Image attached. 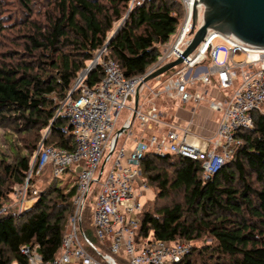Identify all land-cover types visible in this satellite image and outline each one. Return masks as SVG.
Returning a JSON list of instances; mask_svg holds the SVG:
<instances>
[{"label": "trees", "instance_id": "obj_1", "mask_svg": "<svg viewBox=\"0 0 264 264\" xmlns=\"http://www.w3.org/2000/svg\"><path fill=\"white\" fill-rule=\"evenodd\" d=\"M35 1L19 0L23 18L15 25L20 27L21 50L4 52L0 58V116L14 115L29 135L31 158L3 167L7 179L18 185L25 182L48 129L44 145L74 150L73 135L64 132L68 119L56 114L95 54L106 46L125 77L142 75L184 18L178 0H144L132 10L133 0H45V7L34 10L39 3ZM12 25L1 18L0 33L13 30ZM103 76L98 67L85 83L93 87ZM254 121L251 130L237 134L242 146L233 160L208 181L198 162L153 153L143 158V175L156 197L152 208L144 206L139 233L193 243L178 264H264V114H256ZM52 180L30 210L7 211L0 217V264H29L21 253L24 246H37L45 261L59 255L76 181L58 186V180ZM2 182L0 199L9 198ZM86 223L84 211V229ZM92 234L86 232L94 245ZM205 236L212 245L197 247Z\"/></svg>", "mask_w": 264, "mask_h": 264}, {"label": "built area", "instance_id": "obj_2", "mask_svg": "<svg viewBox=\"0 0 264 264\" xmlns=\"http://www.w3.org/2000/svg\"><path fill=\"white\" fill-rule=\"evenodd\" d=\"M143 1L133 0L129 10L142 5ZM178 1L184 8L183 21L175 37L161 47L158 60L144 74L125 77L104 46L79 74L70 94L61 102L56 117H67L64 132L73 135L75 148L69 151L44 145L48 129L25 180L24 196L29 191L33 199L41 194L29 184L46 172L55 180L69 172L77 174L76 193L59 255L45 261L37 246H24L21 253L29 264H178L192 251L193 244L180 238L164 241L140 235L145 206L141 197L150 188L141 162L148 153L189 159L201 165L204 181L212 179L231 162L242 146L237 134L251 130L255 115L264 114V48L242 45L231 35L210 30L194 53L183 58L193 40L195 2ZM203 11L202 6L199 9L201 21ZM220 52L227 54L224 63H218ZM240 55L245 60L233 62ZM181 58L183 63L175 67L170 76L154 79L159 85L149 87L148 96L141 95L148 76ZM92 67L94 70L100 67L104 76L100 83L90 87L85 81ZM162 96L175 104L192 105L196 109L208 103L212 114H221L216 130L200 131L194 119L184 126L177 118L168 117L149 103ZM124 109L130 114L123 128L113 134ZM136 122L141 135L134 139L126 166L122 161L126 158L127 141L118 149L108 176L100 184L106 164L116 154L120 138L127 131L128 139L132 138ZM137 182L139 190L135 188ZM97 184L101 189L93 202L92 228L104 249L90 243L82 225L87 201ZM22 211L21 207L17 213ZM5 213L7 209L3 208L0 217ZM87 245L98 258L91 254Z\"/></svg>", "mask_w": 264, "mask_h": 264}, {"label": "rangeland", "instance_id": "obj_3", "mask_svg": "<svg viewBox=\"0 0 264 264\" xmlns=\"http://www.w3.org/2000/svg\"><path fill=\"white\" fill-rule=\"evenodd\" d=\"M38 3V5L34 4L33 6H35L33 9L37 10V9H41L43 7H45L46 5V1L45 0H37L35 1V3ZM22 5L20 4L19 0H0V19L3 18L5 24L7 23H13V28L16 30H6L5 32H1L0 33V58L2 56V54L4 52L7 51H14V50H21V45L23 40H20V37H17L18 35H20V27L19 25H15L16 21L18 22L21 18H23V14H22ZM35 18V17H34ZM200 25V21H198V26ZM119 24L115 25V28H119ZM176 34H174L172 36V38L175 37ZM227 58V54L225 52H220L218 55V63H224L226 61ZM245 60V57L243 55L240 56H236L233 59V62L235 63H239ZM175 71V69L173 68L172 70H170L169 72H167L166 75L167 77L170 76L173 72ZM166 76H162L163 79H165ZM159 85V82H157L156 80H151L147 83V86L141 91V95L142 96H148L149 94V87L151 88H155ZM56 102V99H55ZM149 102V100L147 101ZM132 103V101H129V104ZM149 103H153L154 105H156L161 111L165 112L168 114V116H170V118H172V114L175 108V103L166 98L165 96H162L159 99L156 100H151ZM208 106V103H207ZM130 114V111L128 109H124L120 120L118 121L115 130L113 132V134H115L116 132H118L120 129L123 128L124 123L126 121V119L128 118ZM221 119V114L220 113H216L214 116V121H220ZM22 122L18 120L17 117H15L14 115H10V114H5L0 116V180H2L4 187H3V191L5 194H7L9 196V198H3L0 199V206H3V208H6L7 211L9 212H18L20 210V208H23V212L30 210L34 204L36 203L38 197L36 199H33V196L30 194L31 192L29 191L27 195L24 196V189L26 186V182L25 181L22 185H18L16 183H13L12 181H10L9 179H7L4 168L6 166H14L17 161L21 158V157H29L31 158V152L28 149V138L29 135L24 133L22 131ZM184 125V124H182ZM185 126V125H184ZM132 132L134 133V136L130 139L129 138V131L125 132L123 134V137L120 138L119 142H118V148L116 151V154H114V156L108 161V163L106 164L105 170H104V174L102 177V180L100 182V184L103 183V181L106 179V177L108 176L109 170L112 166V164H114V161L117 157V152L118 149H121L125 143V141H127V146H126V158L122 161L123 166H126V159L130 157L131 154V146L134 143V139L136 137H138L139 135H141V129L139 128V124L136 122L134 127L132 128ZM34 160V158H33ZM32 160V162H33ZM31 162V164H32ZM72 179L74 182L77 180V174H74L72 172L66 173V175H64L62 178H60L57 182L58 186H63L68 180ZM53 180L49 177L48 172H46L43 176L39 177L34 183H30V187L31 189L33 188V190H37L38 192H44L46 191L51 185ZM5 182V184H4ZM99 184V183H98ZM96 185L94 187V190L89 198V200L87 201V207H86V221L88 223H86V227L85 230L86 232L89 234H92V238L96 239L95 233L94 231H92V210H93V202L95 200V198L97 197V195L100 192V185ZM139 187L138 182L135 184V188L136 190ZM13 192L11 194H9L8 192L12 191ZM156 197V190L149 188L146 192L143 193L142 197H141V201L146 204V207L149 209L150 207L152 208V205L154 203ZM25 200V201H24ZM162 204V202H161ZM2 208V209H3ZM1 209V210H2ZM0 210V212H1ZM89 228H88V227ZM91 227V228H90ZM213 241L209 236H205L202 240H200L197 243V247L199 248H203L204 246L207 245H212ZM193 244V243H192ZM94 245L96 247H102V245H100V243L96 240L94 242ZM87 249L90 251H94L91 247H89V245H87ZM104 249V248H103ZM213 263V262H212ZM201 264H203V262H201Z\"/></svg>", "mask_w": 264, "mask_h": 264}, {"label": "water", "instance_id": "obj_4", "mask_svg": "<svg viewBox=\"0 0 264 264\" xmlns=\"http://www.w3.org/2000/svg\"><path fill=\"white\" fill-rule=\"evenodd\" d=\"M194 2L191 31L193 40L185 51L183 58H187L194 53L210 30L226 36L231 35L233 40L242 45L264 48V0H194ZM202 6L204 11L201 21L199 9ZM198 21L202 24L197 29ZM183 58L157 70L145 79V83L181 65L184 61ZM93 70V67L90 68V71ZM138 101L139 92L136 95V105Z\"/></svg>", "mask_w": 264, "mask_h": 264}, {"label": "crops", "instance_id": "obj_5", "mask_svg": "<svg viewBox=\"0 0 264 264\" xmlns=\"http://www.w3.org/2000/svg\"><path fill=\"white\" fill-rule=\"evenodd\" d=\"M214 95L216 96L217 93L215 92ZM174 105L175 108L171 117L177 118L182 122V124L186 125L187 122L194 119V123L200 131L213 132L214 130H216L217 121H214L215 114L211 113L209 107L207 106V103H204L200 108L197 109L192 105ZM195 109L196 112L195 115H193V111H195Z\"/></svg>", "mask_w": 264, "mask_h": 264}]
</instances>
